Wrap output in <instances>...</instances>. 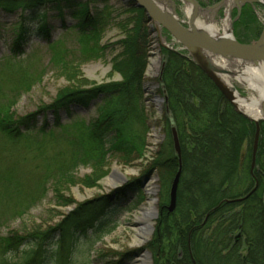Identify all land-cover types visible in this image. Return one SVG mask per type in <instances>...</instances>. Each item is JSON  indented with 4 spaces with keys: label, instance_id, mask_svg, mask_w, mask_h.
Wrapping results in <instances>:
<instances>
[{
    "label": "trees",
    "instance_id": "1",
    "mask_svg": "<svg viewBox=\"0 0 264 264\" xmlns=\"http://www.w3.org/2000/svg\"><path fill=\"white\" fill-rule=\"evenodd\" d=\"M96 1L104 4L90 6ZM107 2L0 0L1 12L19 13L21 17L9 47L11 55L0 62V133L27 137L29 132L37 130L52 135L54 131L44 125L35 128L39 113L50 111L54 126L60 128L61 111L70 115L74 106L88 108L94 104L96 117L85 127L86 133L80 132L67 140L70 146L67 156L48 168V174L55 168L61 181L71 182L70 169L88 164L92 173L79 181L89 187L106 174L109 159L129 164L140 158L149 129L143 82L151 40L150 20L133 0H118V12ZM48 12H55L58 25L49 21ZM66 12L68 18L64 17ZM251 14V7L243 6L235 26L248 19L247 24ZM26 20L36 21L31 31L47 41L49 48L55 51L52 59L57 63L64 62L61 58L64 53L58 43L51 41L55 28L75 29L79 33L76 69L81 63L103 58V53L110 49L111 70L121 75V81L89 87L70 84L57 92L51 104L13 118L11 106L34 82L22 71L19 61L27 43V30L30 31ZM110 27H116L124 38L102 43ZM160 53L162 64L157 80L163 98L161 119L166 141L145 171L147 175L156 171L161 186L157 224L148 245L153 264H264V122L260 125L255 167L251 169L252 146L246 152L242 147L245 141L251 144L253 140L254 122L234 109L185 51L161 46ZM69 72L66 76L71 81ZM6 95L11 98L5 99ZM172 127L178 136L182 174L176 207L169 213V188L179 165L171 137ZM10 169L1 171L0 189L13 194ZM14 182L16 188L21 186ZM140 183L141 179L130 181L112 194L120 197L134 193ZM245 196L240 202H226ZM111 197L101 195L75 204L73 210L43 231L33 230L26 235L0 233V264H76L71 254L74 238H86L90 231L94 243L117 226V220L103 218L106 209H117L116 205L106 204ZM29 199H34L30 192L24 196L26 202L16 214L27 209ZM60 203L65 206L75 202L62 197ZM212 224L210 234L205 235L204 231ZM235 231L241 232L244 238L245 254L239 253L242 243L240 235H234ZM89 255V252H79L77 264H93ZM109 264H121V260Z\"/></svg>",
    "mask_w": 264,
    "mask_h": 264
},
{
    "label": "rangeland",
    "instance_id": "2",
    "mask_svg": "<svg viewBox=\"0 0 264 264\" xmlns=\"http://www.w3.org/2000/svg\"><path fill=\"white\" fill-rule=\"evenodd\" d=\"M133 1L135 2V0ZM195 1L198 4L197 7L186 0H169L167 2L169 4L164 3V8L169 12H173L176 19L192 32H198L200 22H205L207 25H216L220 28L225 18V6L223 4L216 6V4L222 0ZM107 3L113 5L115 11L120 6L118 0H108ZM103 4L101 1H96L91 3L90 6L101 7ZM245 5L251 7V17L253 20L251 18V22L248 21L245 24V21L248 20L246 18L247 20L235 26L236 21L240 18L242 8ZM188 6H192L194 10L197 8V11L195 10L192 17L187 14L186 10ZM48 16L49 21L58 25L55 12H48ZM64 17L68 18L67 12L64 13ZM20 19L19 13L5 14L0 11V62L11 55L9 47L13 41V32L16 30L15 25ZM35 23V20L25 21L26 26H30V31L27 30V43L24 46V53L21 56V60H19L22 62L21 69H24L22 71L29 80L34 82L31 88L16 98L14 104L11 106L13 118L28 115L37 111L43 105L51 104L57 92L70 84H73L71 86L80 85L89 87L95 84L121 81V75L111 70L110 49L103 53V58L81 63L79 69L74 67L79 59L77 42L79 33L75 29L55 28L52 31L51 41L59 44L60 51L64 53L61 58L65 64L53 61L52 56L55 55V51L49 48L47 41L41 39L36 32L31 31ZM230 25L234 39L247 44L255 43L264 26V3L255 2L243 4L241 5L239 14L237 6L233 5L230 13ZM150 28L151 40L147 47V64L145 66L143 82L144 105L148 115L149 129L146 135L143 155L131 161L129 164H121L116 160L109 159L107 161L108 170L106 174L95 181L91 187L85 186L79 181L84 176L92 173V168L88 164H81L74 169H70L69 172L73 176L71 182L61 181L60 173L59 171H54L55 168L48 174V168L56 166L57 161L67 156L70 149L67 140L76 134L79 135L80 132L82 134L86 133L85 127L90 125L91 121L96 117L94 104L88 108L74 106L71 108L70 115L61 111L60 128L54 126V118L50 111L39 113L35 128L38 129L44 125L47 129L54 131L52 135H44L37 130L29 132L26 135L27 137H13L0 133V174H2L1 171L5 168L11 167L10 172L12 176L10 187L13 192V194L6 193L0 189V216L4 214L0 220L1 234L16 232L19 235H26L33 230L43 231L54 226L63 218V215L73 210L75 204L96 199L101 195H112L106 201V204L116 205L117 209H106L103 218L117 220V226L112 232L104 235L99 241H95L94 243L92 241L94 236L90 231H88L89 235L86 238H74L71 253L72 261L75 260L77 264L80 258L79 252H89V258L93 264H109L119 260H121V264H130L138 252L147 250L150 254L151 264H153V254L148 245L153 240L155 226L157 224L161 186L156 171H151L148 175L145 171L150 167L161 144L166 141L165 128L161 119L163 98L159 93V83L157 80L162 64L160 47L165 45V47L169 46L176 50H183L179 49V43L172 38L169 39L170 36L165 29L160 28L158 30L157 24L153 21H150ZM123 38V34L116 27H110L106 31L102 43L116 42ZM59 48H57L58 52ZM216 57L220 58L221 56ZM155 59L158 60L157 66H154L152 63ZM68 72L70 73V78H72L71 81L67 79L66 75ZM232 84L238 96L244 98L255 97V94L251 93L241 84L235 82ZM9 98L11 97L5 96V99L8 100ZM261 124L262 122H260ZM38 145L39 148H37ZM252 145L253 140L251 144L245 141L242 150L246 152L248 147ZM145 177H148L146 182H144ZM136 179H141V183L138 185V191L120 197H114V194H112L114 189ZM13 181H15V185L16 182H19L21 186L16 188L13 186ZM59 182L61 183L58 184ZM150 187H155L156 189L154 197L157 200V217L153 221L152 236L140 250V248H134L130 245L132 241L131 229L134 224V217L138 214L139 209L147 203L146 189ZM29 192L32 193L34 199L31 201L30 199L28 200L29 205L25 211L21 210V212L16 214L21 208V205L24 204V196ZM62 197L66 200L71 199L75 203L62 206L60 205ZM213 226L214 224L208 230L204 228V234H210ZM240 234L241 232L238 231L234 233L236 236ZM243 239V236L240 235L239 241L242 243L240 254L246 253ZM92 243L93 245H91ZM49 247V249L52 248V246Z\"/></svg>",
    "mask_w": 264,
    "mask_h": 264
},
{
    "label": "bare ground",
    "instance_id": "3",
    "mask_svg": "<svg viewBox=\"0 0 264 264\" xmlns=\"http://www.w3.org/2000/svg\"><path fill=\"white\" fill-rule=\"evenodd\" d=\"M168 1L158 0L155 3L160 8V10H162L163 14L176 19V16L173 12H169L164 8L165 4H169L167 3ZM222 4L225 6V18L223 20L221 27L219 28L216 25H212V24L207 25L205 22H200L199 23L200 28L198 30L200 35L209 36L211 39L217 42H220L222 40H231L234 38L230 25V13L233 5L240 6L241 3L237 2V0H224ZM195 10L197 11V8H195ZM195 10L192 6H188L186 11L187 14L192 17L194 15ZM203 58L211 69L217 71L216 72L217 76L220 82L223 84V86L227 88L234 95L238 109L252 119L255 120L263 119L264 118V64L260 62L253 63L235 58H228V59L225 57L218 58L214 55H211L209 52H205L203 54ZM152 63L154 66H157L158 60L155 59L153 60ZM222 71H225V73L224 72L222 73ZM233 82L237 84H241L242 86L246 87L251 93L255 94V97L244 98L238 96L237 92L234 90V86L232 84ZM179 165H181V174H182L181 154H180ZM179 165L177 171L179 170ZM179 182H180V178H179ZM146 194H147V203H145L142 206V208L139 209L138 214L134 217V224L131 229L132 241L130 245L131 247L134 248H140V250L145 246V244L149 241L150 237L152 236L153 221L157 217V208H156L157 200L154 197L156 194L155 187H150L146 189ZM168 204H169V200H168ZM130 264H151L149 252L147 250H141L140 252L137 253L136 257Z\"/></svg>",
    "mask_w": 264,
    "mask_h": 264
},
{
    "label": "water",
    "instance_id": "4",
    "mask_svg": "<svg viewBox=\"0 0 264 264\" xmlns=\"http://www.w3.org/2000/svg\"><path fill=\"white\" fill-rule=\"evenodd\" d=\"M158 0H135L136 7L143 8L146 12V15L150 21H153L157 24V29H165L167 33L179 43L192 58L194 63L202 70L209 79L215 84L218 90L225 96V98L233 105L234 109L247 117L249 120L253 121L255 124V134L252 145V162L251 169H253L256 158V151L258 146L259 132H260V122L264 121L263 119H252L242 111H240L236 105L234 95L223 86L220 82L217 71L211 69L207 62L203 58L205 52H209L214 56H221L225 58H235L241 59L249 62H260L264 64V26L262 31L256 40L255 43L247 44L241 43L236 39L231 40H222L217 42L211 39L209 36L200 35L199 32H192L191 30L185 28L177 19L169 17L163 14L162 10L155 3ZM195 7L198 6L195 0H186ZM224 0L218 2L216 6H219L223 3ZM240 2V6H237L238 14L240 13L241 5L246 3H255L263 2L264 0H237ZM225 71H222V73ZM221 73V72H220ZM171 137L173 142L174 151L177 157L180 160V146L178 141L177 132L174 127L171 129ZM181 174V165H179V170L177 171L174 179L171 182L169 189V204L167 206L168 212L171 213L175 209L176 205V192L179 183V178ZM148 180V177H145L144 182ZM125 181V180H124ZM254 190V189H253ZM252 190V191H253ZM249 195V194H248ZM247 195V196H248ZM247 196L242 198H237L234 200H226V202H240L245 199Z\"/></svg>",
    "mask_w": 264,
    "mask_h": 264
},
{
    "label": "flooded vegetation",
    "instance_id": "5",
    "mask_svg": "<svg viewBox=\"0 0 264 264\" xmlns=\"http://www.w3.org/2000/svg\"><path fill=\"white\" fill-rule=\"evenodd\" d=\"M259 135H260V132H259ZM255 188H256V186H255ZM255 188H254V189H255ZM253 191H254V190H253Z\"/></svg>",
    "mask_w": 264,
    "mask_h": 264
}]
</instances>
